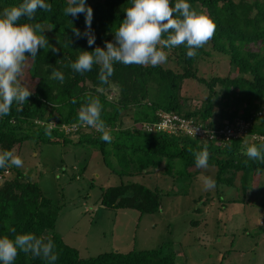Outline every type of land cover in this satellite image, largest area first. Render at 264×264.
I'll use <instances>...</instances> for the list:
<instances>
[{
	"label": "trees",
	"instance_id": "trees-1",
	"mask_svg": "<svg viewBox=\"0 0 264 264\" xmlns=\"http://www.w3.org/2000/svg\"><path fill=\"white\" fill-rule=\"evenodd\" d=\"M22 2L0 0V13ZM46 2L52 5L51 11L38 9L33 21L26 18L19 21L40 23L45 29L53 26L43 32L51 47L40 49L34 60L28 58L22 84L33 94L23 105L14 102L10 114L0 117V152H13L16 146L20 149L27 140L36 143L73 140L79 146L87 143L96 147L107 164L109 155H114L121 167L113 169L129 176L156 171L164 160L167 161L162 173L166 175L179 170L176 165L179 160L184 168L196 167L193 153L207 149L209 165L215 167L213 179L227 180L229 187H237L233 183L236 176L241 175V179L248 173L264 170V163L250 160L245 154L248 146L264 143V0H188L217 25L214 37L197 50V56L187 58V48L181 45L165 49L168 59L158 66L116 63L114 75L103 85L98 79L99 66L81 75L67 65L82 51L91 52L97 46L105 47V41L114 42V32L132 0H86L93 9L91 31L95 44L91 47L86 37L78 39L72 30L85 31L84 14L78 18L66 16L63 9L67 0ZM175 2L171 0L173 5ZM52 47L58 51L54 53ZM214 53L227 56L230 65L227 75L209 78L199 75L197 64ZM53 71L63 73V83L53 78ZM186 80L207 87V95L198 107L191 108L189 99L181 94ZM89 97H98L103 105L101 118L113 137L110 143L101 139L102 133L82 126L78 120L79 110ZM159 112L191 118L206 134L198 138L180 131H148L147 126L159 120ZM240 123L244 130L227 139L222 130L229 125L238 131ZM49 127L51 136L45 134ZM75 135L76 140L71 138ZM208 141L216 144L208 146ZM8 169L14 171L11 178L5 177ZM0 175V179L3 177L0 237L14 239L18 234L30 232L38 238L51 239L59 256L55 264H186L172 251L165 253L163 244L157 249L111 251L82 258L77 248L54 233L55 208L39 184L14 166L0 168ZM160 201L157 189L134 181L109 186L100 197L102 206L130 208L141 214L158 212ZM13 264H47V261L20 252Z\"/></svg>",
	"mask_w": 264,
	"mask_h": 264
},
{
	"label": "rangeland",
	"instance_id": "rangeland-1",
	"mask_svg": "<svg viewBox=\"0 0 264 264\" xmlns=\"http://www.w3.org/2000/svg\"><path fill=\"white\" fill-rule=\"evenodd\" d=\"M228 62L227 56L214 53L210 59L200 60L198 74L205 78L225 76ZM181 94L189 99L191 108L198 107L207 87L186 80ZM215 144L206 142L208 146ZM13 153L23 160V166L16 168L36 181L52 200L54 233L77 248L82 258L111 251L157 249L163 244L165 253L172 251L186 264H264V170L241 179V175L236 176L233 183L237 187H229L227 180H216L214 189L205 190L204 178H213L215 167L184 168L179 159L174 160H179V170L172 174L162 173L164 160L156 171L128 176L113 169L121 167L114 155H109L107 164L96 147L87 143L79 146L73 140H27ZM4 174L11 178L14 171L8 169ZM131 181L157 189L161 195L158 212L141 214L100 204L107 187Z\"/></svg>",
	"mask_w": 264,
	"mask_h": 264
},
{
	"label": "clouds",
	"instance_id": "clouds-1",
	"mask_svg": "<svg viewBox=\"0 0 264 264\" xmlns=\"http://www.w3.org/2000/svg\"><path fill=\"white\" fill-rule=\"evenodd\" d=\"M51 11L52 5L46 0H23L18 6L5 8L0 13V117L8 116L13 103L23 105L33 94L29 87L22 84L24 70L28 58H36L40 49L50 48L45 27L40 23H20L22 19L33 21L37 10ZM66 16L78 18L85 16V31L73 28L74 35L87 38L91 47L95 44V35L91 31L93 9L86 4V0H67V7L63 9ZM126 16L114 32V42L105 41V47H95L93 51H82L70 67L74 72L83 75L91 72L94 66H99L98 79L107 84L115 73L116 63L139 66H158L164 64L168 55L165 49L184 45L187 48V58H195L197 50L206 45L215 35L217 25L208 15L199 13L188 0H132V6L127 8ZM55 53L58 49L52 47ZM54 79L64 82V75L60 71H53ZM103 105L98 97H89L86 105L78 113V120L82 126H89L100 133L104 142L113 139L101 118ZM46 135L51 136V127L46 129ZM264 138H262L263 141ZM246 156L250 160L264 163V143L252 144L246 149ZM195 165L199 169L209 168V153L207 149L194 152ZM245 164L248 160L244 161ZM23 166L20 156L12 151L0 152V168ZM205 190L216 187V181L208 176L204 178ZM15 231V230H13ZM31 254L33 258L55 264L59 256L56 245L51 240L38 238L33 233L18 234L14 239L7 236L0 237V262L13 264L18 254Z\"/></svg>",
	"mask_w": 264,
	"mask_h": 264
},
{
	"label": "built area",
	"instance_id": "built-area-1",
	"mask_svg": "<svg viewBox=\"0 0 264 264\" xmlns=\"http://www.w3.org/2000/svg\"><path fill=\"white\" fill-rule=\"evenodd\" d=\"M159 116L160 118L156 123L147 126L148 131L163 130L170 133L180 131L181 133L196 136L198 138H202L206 134L205 129L200 125L194 124L191 118L181 117L178 114L166 112H159ZM243 130V124L240 125L238 131L228 125L222 132H224L226 138L229 139L230 137L237 136Z\"/></svg>",
	"mask_w": 264,
	"mask_h": 264
}]
</instances>
